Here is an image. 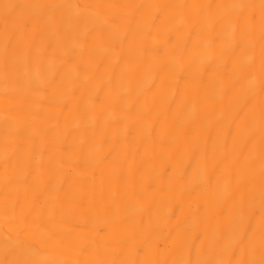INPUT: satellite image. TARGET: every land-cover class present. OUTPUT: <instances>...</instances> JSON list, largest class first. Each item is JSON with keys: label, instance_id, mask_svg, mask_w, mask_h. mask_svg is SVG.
Segmentation results:
<instances>
[{"label": "bare ground", "instance_id": "1", "mask_svg": "<svg viewBox=\"0 0 264 264\" xmlns=\"http://www.w3.org/2000/svg\"><path fill=\"white\" fill-rule=\"evenodd\" d=\"M0 264H264V0H0Z\"/></svg>", "mask_w": 264, "mask_h": 264}, {"label": "rangeland", "instance_id": "2", "mask_svg": "<svg viewBox=\"0 0 264 264\" xmlns=\"http://www.w3.org/2000/svg\"><path fill=\"white\" fill-rule=\"evenodd\" d=\"M246 260H248V259H246ZM244 261H245V259H244ZM247 262V261H246ZM250 262V261H249ZM252 263H254V262H252Z\"/></svg>", "mask_w": 264, "mask_h": 264}]
</instances>
